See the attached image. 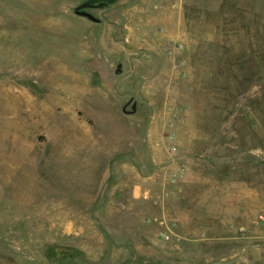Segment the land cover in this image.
Wrapping results in <instances>:
<instances>
[{
	"label": "rangeland",
	"instance_id": "374dc122",
	"mask_svg": "<svg viewBox=\"0 0 264 264\" xmlns=\"http://www.w3.org/2000/svg\"><path fill=\"white\" fill-rule=\"evenodd\" d=\"M253 1L0 0V264H264Z\"/></svg>",
	"mask_w": 264,
	"mask_h": 264
},
{
	"label": "water",
	"instance_id": "95a60500",
	"mask_svg": "<svg viewBox=\"0 0 264 264\" xmlns=\"http://www.w3.org/2000/svg\"><path fill=\"white\" fill-rule=\"evenodd\" d=\"M91 7H92V5H90V4H83V5H81V6H79L77 8L76 13L78 15H80V16L87 17V18H89L92 21L98 22L99 20L93 14L85 11V9H88V8H91Z\"/></svg>",
	"mask_w": 264,
	"mask_h": 264
},
{
	"label": "crops",
	"instance_id": "0c3cea01",
	"mask_svg": "<svg viewBox=\"0 0 264 264\" xmlns=\"http://www.w3.org/2000/svg\"><path fill=\"white\" fill-rule=\"evenodd\" d=\"M251 7L250 8H253V7H255V10L257 9L258 11H257V14H260V15H262V14H264V2H259V1H257V0H255V1H253V2H251ZM253 10V9H252ZM254 10V11H255ZM253 11V12H254ZM256 12V11H255Z\"/></svg>",
	"mask_w": 264,
	"mask_h": 264
},
{
	"label": "trees",
	"instance_id": "16d2710c",
	"mask_svg": "<svg viewBox=\"0 0 264 264\" xmlns=\"http://www.w3.org/2000/svg\"><path fill=\"white\" fill-rule=\"evenodd\" d=\"M96 1L114 2L115 0H96Z\"/></svg>",
	"mask_w": 264,
	"mask_h": 264
},
{
	"label": "bare ground",
	"instance_id": "6f19581e",
	"mask_svg": "<svg viewBox=\"0 0 264 264\" xmlns=\"http://www.w3.org/2000/svg\"><path fill=\"white\" fill-rule=\"evenodd\" d=\"M36 114L35 113H33V116H35ZM32 116V115H31ZM28 117V116H27ZM28 119V118H27Z\"/></svg>",
	"mask_w": 264,
	"mask_h": 264
}]
</instances>
